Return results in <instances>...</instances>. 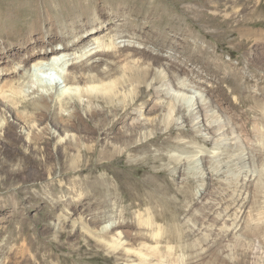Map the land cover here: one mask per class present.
Masks as SVG:
<instances>
[{
  "label": "rangeland",
  "instance_id": "374dc122",
  "mask_svg": "<svg viewBox=\"0 0 264 264\" xmlns=\"http://www.w3.org/2000/svg\"><path fill=\"white\" fill-rule=\"evenodd\" d=\"M88 1L89 4L93 2L79 0L81 5H87ZM116 1L108 0V3L113 5ZM259 1L260 8L257 0H138L150 10L159 8L167 20L169 39L161 55L168 81L174 83L176 76H180L195 87L194 81L200 79L204 83L201 91L208 92L207 101H198L197 114L204 120L205 115L211 113L206 112V107L211 105L221 116L218 127L208 135L239 139L231 140L244 150V159L237 170L250 171L264 165V136L255 140L258 112L248 98L255 93L264 103V39L247 35L248 29L264 31V0ZM79 2L54 0L48 4V0H5L0 6V16L7 14L0 18V35L9 34L13 42L5 46L0 42V70L20 65L28 72L36 60L46 62L43 54L48 52L51 56L52 49L57 50L56 57L81 54L87 43L74 51L64 52L62 43L57 41L36 45L31 53L35 52L37 58L25 64L22 62L28 54L20 51L17 44L23 35L37 29L40 15L52 19L76 16ZM118 21L115 19V24L99 37L121 35L122 29L116 31ZM78 22L71 23L68 19L61 27L60 36L67 37V44L99 27L95 23L84 28L85 21ZM153 23L155 27L158 25L156 21ZM103 25H107L105 21ZM121 40L139 48L144 46L132 37ZM149 47L153 53L157 52L152 44ZM197 48L206 51L202 54ZM203 62H210L212 67L220 65L221 76L230 81L228 92L230 87H235L244 100L242 105L233 96L230 104L223 102L217 92L207 87L213 78L206 73L208 69L201 67ZM150 64L152 69L157 68ZM72 72L83 73L80 69ZM44 78L45 75L43 81ZM13 79L12 75H5L2 82L8 84ZM145 91L141 102L150 106L157 98L156 88L153 86ZM29 100L27 97L24 102H33V98ZM43 103L50 107V103ZM18 105L11 108L0 102V122L3 123L0 129L2 264H264V237L252 232L254 224L226 218L230 211L238 210L235 206L231 208L232 200L246 196L245 199L252 200L255 195L247 191L248 186H240L246 194H239L237 188L232 189V184L225 183L224 177L210 179L205 172L209 164L203 157L199 162L206 175L201 180L192 161L203 142L186 140L193 136L188 123L179 120L182 130L173 123L164 130L160 112H145L149 138L139 139L145 130L137 128L133 133L137 134L138 148L116 154L114 148H106V143L119 145L123 140H111L112 136L104 140V135L99 133L94 140H85L83 128L93 120L82 111L77 112L70 102L64 115L68 116V112L80 115L79 121L73 122L75 126L69 129L80 138L75 150L64 140L56 139V135L63 137V134L53 114L32 113L27 104ZM19 111L36 117L38 127L44 131L40 140L27 139L20 133V129L25 130V123ZM129 112V121L135 122L138 116L134 107ZM123 114L124 111H120L118 116ZM91 144L97 145L94 154L82 156L79 151ZM209 149H212L211 144L206 147ZM101 151H105L103 155ZM228 152H225L227 156L231 153ZM172 154L180 155L181 162H175ZM187 160L191 163L189 170L185 166ZM218 160L216 158L214 163L218 172L225 170L223 164H231L229 157L225 158V163L223 159ZM9 172L19 176L6 177ZM38 172L42 174L40 177ZM104 190H108V195L100 197ZM233 233L239 238L234 243L229 241ZM256 241L259 242L256 244Z\"/></svg>",
  "mask_w": 264,
  "mask_h": 264
},
{
  "label": "bare ground",
  "instance_id": "6f19581e",
  "mask_svg": "<svg viewBox=\"0 0 264 264\" xmlns=\"http://www.w3.org/2000/svg\"><path fill=\"white\" fill-rule=\"evenodd\" d=\"M52 1L54 0H48V4H51ZM69 1L72 4L73 2H79V0ZM92 1V4H89L88 1L87 5L85 3V5H81V2H79V12L76 16L72 15L68 18L56 16V18L52 19V17L45 16V14L40 15L39 21L37 20V29L29 34L23 35L17 40L19 50L28 54H26V61L22 62L25 64L37 58V55L34 54L35 52L31 53L36 45L53 44L60 41L63 47L62 51L64 52L74 51L75 48L86 43L87 45L81 54H73V56L69 54L63 57H56V49H52L51 56L48 52H44L43 55L46 58L44 59L46 62L36 60L33 68H30L28 72L20 65H13L10 68L0 70V102L6 107L11 108L13 106H19L18 104H21V106L27 104L33 110L32 113L47 112L53 114L54 120L61 125L62 130L57 128L56 125L53 126L63 134V137L56 135V139L64 140L69 147L75 150L78 148L80 138L71 134L69 129L71 130L75 126L73 122L79 121L80 115H75L70 112H68V116L64 115L67 108L69 109L68 105L70 102L74 104L73 106L76 107L77 112L82 111L87 117L93 120L91 123H86L85 128H83L86 133L85 140H94V136L98 133V135H104V140L110 139V136H112L111 140H123L119 145L113 142L106 143V148H114L116 154L124 150L134 151L136 149L138 146V137L137 134L133 133L135 129L145 130L143 133H140L141 136L139 135V139L150 136V132H146L148 122L144 118L145 112H160V121L165 125L164 130L168 128L170 123H173L179 130H182L179 120H182V123H188L193 136L186 140H201L203 142L200 148L197 146L199 150L196 151V158L192 161L193 168L198 170L201 180L206 175L205 172H207V176L212 180L224 177L225 183L232 184V189L237 188L239 194H246L244 190L240 189V186H248L247 191L251 195H255L252 200L251 198L249 200H247L248 198L245 199L248 196L239 200H232L230 202L231 208L233 206L235 208L238 207L239 211L234 210V213L230 211L231 214L226 215V218L228 217L232 222L240 219L245 222H251L255 226L252 232L264 237V226L260 228V225L264 224V165L257 166L259 168L254 167L250 171L242 170V168L237 170V165L244 159V150L239 146L238 142H232L231 140L239 139L235 137L229 138V136L222 137L223 135L219 136L218 134L214 136L208 135L214 132L213 128L218 127L221 116L217 114L211 105L206 107V112L211 113L206 114L204 120L202 118L200 119V114H197L198 111L196 112L195 109L196 107L198 108V101L201 103L207 101L206 92H208V90L201 91L204 83L200 79L194 81L195 87L190 84L188 79H182L180 76H176L174 83L168 81L162 68L164 57L161 55L169 39L165 24L167 20H165L163 12L159 8L158 10H150L146 4H140L138 0H117L115 4L112 3L113 5L110 2L108 3V0ZM257 2L259 3V8L260 6L262 7L261 1L257 0ZM4 3L5 0H0V6L4 5ZM110 5L111 9L108 10L107 8ZM6 15L0 16V18H4ZM68 19L71 20V23L85 21L84 28L93 26L95 23L99 24V27L85 32V34L72 41L71 44H67V37L60 36V29ZM115 19L120 21H118L119 24L116 23V31L122 29L123 33L121 35L114 33L99 37L102 32L108 30L109 26L115 24L113 22ZM104 21L107 24L106 26L103 25ZM153 21L158 23L156 27ZM42 28L45 30L43 31ZM8 35H0V42L4 46L9 44L10 41L13 42L12 38ZM247 35L264 39L263 30L248 29ZM126 37H132L143 43L144 46L139 48L130 42L126 43L121 40ZM151 44L157 49L156 53H153L149 47ZM197 50L202 54L206 51L204 48H197ZM147 61L156 65L157 68L152 69L151 64L147 63ZM203 63L201 67L206 70L208 69V71L205 70L206 73H209L213 78L211 85L207 87L213 92H217V96L223 102L230 104V98L233 96L236 102L242 105L244 100L237 94L238 91L235 87H230L231 91L228 92L227 87L230 81L226 77L221 76L220 65L214 64L212 67L210 62ZM77 69L82 70L83 73L77 75L75 72H72ZM28 73H30V76ZM5 75H12L15 79L6 84V82H2L3 76ZM44 75L45 81L42 80ZM27 78L29 80L25 83ZM224 83L227 86H224ZM153 86L156 88L157 98L152 105L148 106L146 102H141L142 92L145 89L146 91L150 90ZM53 89H55L54 92ZM26 93L28 94L26 95ZM35 94L39 96L36 97ZM27 97L30 100L33 98V102H24V99ZM248 98L252 105L256 107H254V110L258 112L254 125L255 140H261L264 136V103L255 93L250 94ZM43 102L50 103V107L46 106ZM131 107H134L135 113L138 116L135 122L129 121V109ZM250 107L252 109V106ZM120 111H124L122 116H118ZM19 113L25 123V130L24 128L20 129V133L25 135L27 139L35 138L40 140L44 131L38 127L36 117L27 115L28 113L24 111H19ZM51 123L57 124L54 121ZM2 125L3 123L0 122V129ZM134 144L136 145L134 146ZM209 144L212 145V149L206 150ZM96 146V144L85 145L79 152L82 156L93 155ZM104 152L101 151L100 155H103ZM225 152L229 153L228 156ZM171 157L175 162H181L180 155L172 154ZM202 157L209 164V166L208 164L206 165L208 167L205 172L203 170L204 167L199 162V158ZM228 157L231 158L229 161L231 164H227L228 162L225 161V158ZM216 158L217 160L223 159L222 163L227 162L222 165L225 167L224 171H220L219 169L220 172H218L214 168ZM189 160L185 161V166H187L186 168L188 170L191 165ZM41 175L40 172L37 173L38 177ZM48 175L52 176V173L49 172ZM15 176H19V174L16 172L6 174V177L9 178ZM229 177H231L230 180ZM98 185L96 184L97 187ZM95 193L96 195L98 194V192ZM108 193V190H104L100 194V197L107 196ZM57 204L61 206V204ZM58 205L55 206L58 207ZM231 225H234V223ZM237 237L238 235L233 233L229 241L234 243L236 239H239ZM258 242L256 241V244ZM256 251H253V253ZM0 264H2L1 261Z\"/></svg>",
  "mask_w": 264,
  "mask_h": 264
}]
</instances>
